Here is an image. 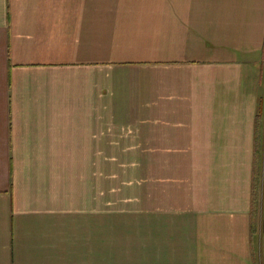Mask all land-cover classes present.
I'll return each instance as SVG.
<instances>
[{
	"label": "crops",
	"instance_id": "0c3cea01",
	"mask_svg": "<svg viewBox=\"0 0 264 264\" xmlns=\"http://www.w3.org/2000/svg\"><path fill=\"white\" fill-rule=\"evenodd\" d=\"M0 264H264V0H0Z\"/></svg>",
	"mask_w": 264,
	"mask_h": 264
},
{
	"label": "rangeland",
	"instance_id": "374dc122",
	"mask_svg": "<svg viewBox=\"0 0 264 264\" xmlns=\"http://www.w3.org/2000/svg\"><path fill=\"white\" fill-rule=\"evenodd\" d=\"M99 165V173L105 165ZM106 168V167H105ZM108 176H113V197L115 215L114 250H153V229L139 226L138 206L144 202L138 193L139 165L133 163H113L108 165ZM123 211V212H122ZM129 214L130 224L124 229L121 228V214ZM127 214V215H128ZM127 217L124 216V220ZM126 223V221H125ZM126 225V224H125Z\"/></svg>",
	"mask_w": 264,
	"mask_h": 264
}]
</instances>
